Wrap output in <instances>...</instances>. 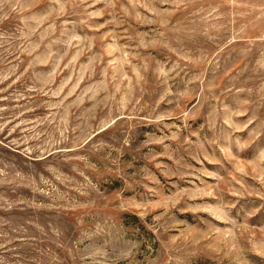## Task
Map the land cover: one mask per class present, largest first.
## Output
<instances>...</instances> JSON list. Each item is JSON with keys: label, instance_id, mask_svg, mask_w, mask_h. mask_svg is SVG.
<instances>
[{"label": "rangeland", "instance_id": "374dc122", "mask_svg": "<svg viewBox=\"0 0 264 264\" xmlns=\"http://www.w3.org/2000/svg\"><path fill=\"white\" fill-rule=\"evenodd\" d=\"M0 264H264V0H0Z\"/></svg>", "mask_w": 264, "mask_h": 264}]
</instances>
